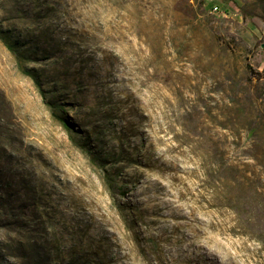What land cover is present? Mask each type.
<instances>
[{
  "label": "rangeland",
  "instance_id": "rangeland-1",
  "mask_svg": "<svg viewBox=\"0 0 264 264\" xmlns=\"http://www.w3.org/2000/svg\"><path fill=\"white\" fill-rule=\"evenodd\" d=\"M0 32V264H264V0H0Z\"/></svg>",
  "mask_w": 264,
  "mask_h": 264
},
{
  "label": "trees",
  "instance_id": "trees-1",
  "mask_svg": "<svg viewBox=\"0 0 264 264\" xmlns=\"http://www.w3.org/2000/svg\"><path fill=\"white\" fill-rule=\"evenodd\" d=\"M0 40H2L10 49H12L11 46L8 44L6 38L4 36H2L1 32H0ZM247 69H248L249 73L254 76V78H256V79H263L264 78V68H263L262 72H256L250 65H248ZM0 200H3V198L0 197Z\"/></svg>",
  "mask_w": 264,
  "mask_h": 264
},
{
  "label": "bare ground",
  "instance_id": "bare-ground-1",
  "mask_svg": "<svg viewBox=\"0 0 264 264\" xmlns=\"http://www.w3.org/2000/svg\"><path fill=\"white\" fill-rule=\"evenodd\" d=\"M184 243H185V242H184ZM178 253H180L182 256H184L186 262H188V263H190V264H195V263L191 262V261L188 259L187 250L180 248V250L178 251ZM178 256H179V255H178ZM176 258H177V257H176ZM173 259H174V258H173ZM178 260H179V259H178ZM181 261H182V260H181ZM178 262H179V261H178ZM182 262H183V261H182Z\"/></svg>",
  "mask_w": 264,
  "mask_h": 264
},
{
  "label": "built area",
  "instance_id": "built-area-1",
  "mask_svg": "<svg viewBox=\"0 0 264 264\" xmlns=\"http://www.w3.org/2000/svg\"><path fill=\"white\" fill-rule=\"evenodd\" d=\"M215 11H216V12H220L219 7H215Z\"/></svg>",
  "mask_w": 264,
  "mask_h": 264
}]
</instances>
